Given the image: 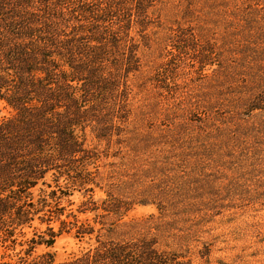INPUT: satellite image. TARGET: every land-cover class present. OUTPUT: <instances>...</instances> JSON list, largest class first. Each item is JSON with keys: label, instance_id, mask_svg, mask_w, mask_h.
Here are the masks:
<instances>
[{"label": "trees", "instance_id": "1", "mask_svg": "<svg viewBox=\"0 0 264 264\" xmlns=\"http://www.w3.org/2000/svg\"><path fill=\"white\" fill-rule=\"evenodd\" d=\"M237 1L0 0V112H8L0 120V264H193L181 248L193 241L199 217L190 219L194 177L183 173L193 162L204 169L190 157L212 156L217 143L185 137L187 129L171 121L152 123L143 104L134 112V88L154 80L147 54H184L205 71L214 47L233 44L228 32L214 42L174 23L164 28L158 12L178 11L179 21L190 22L204 10L226 15L233 7L226 20L248 24L253 5H264ZM218 74L227 70L219 66L209 77ZM263 98H250L246 108L264 110ZM75 192L89 198L73 210ZM96 192L104 197L94 200ZM179 201L182 212L171 210ZM137 206L157 212L125 221ZM90 213L92 222L80 218ZM60 235L94 243L62 262L37 254Z\"/></svg>", "mask_w": 264, "mask_h": 264}, {"label": "rangeland", "instance_id": "2", "mask_svg": "<svg viewBox=\"0 0 264 264\" xmlns=\"http://www.w3.org/2000/svg\"><path fill=\"white\" fill-rule=\"evenodd\" d=\"M226 1L233 5L231 0ZM232 10L233 7L229 8L224 15L222 8L207 9L190 22L179 21L178 11L158 12L164 28L174 23L175 29L192 30V35L202 31L205 38L214 42H220L224 32H228L231 36L224 38L233 44L228 50L214 47L211 65L205 71L192 65L184 54L172 56L160 50L147 54L145 69L155 73L154 80L144 90L134 88L138 93L133 100L134 112L141 109L146 118L154 124L160 122L161 127L167 125L166 121H171L173 126L183 125L187 129L185 137L208 135L209 141L217 143L212 156L190 155L199 164L203 161L204 169L193 162L194 167L184 169V173L179 171L194 177L188 183L190 192L186 201L194 204L189 216L193 219L191 213L198 215L196 222L191 220L192 226L199 224L198 232L186 249L181 248V253L192 259L193 264H264V110L251 111L252 104L245 106L250 98L264 95V5H253L255 13L248 24L243 20H226ZM205 11L209 13L204 14ZM160 33L159 36L163 31ZM203 40L198 43L202 44ZM167 61L170 63L165 64ZM171 65L175 66L170 69ZM219 66L227 70V75L209 77L211 70ZM257 66L261 68L259 79ZM163 83L168 85L169 92L163 91ZM149 104L154 110L146 108ZM7 116L6 110L0 112V120ZM193 148L192 153H197ZM103 197L101 192H96L93 199ZM88 198L75 192L71 208L76 209ZM183 208V201H179L171 210L182 212ZM156 212L153 206H137L124 220ZM84 217L92 222V213L80 215ZM93 243V240L80 242L71 235H60L52 247H40L36 252L49 251L57 262H62L86 251Z\"/></svg>", "mask_w": 264, "mask_h": 264}]
</instances>
